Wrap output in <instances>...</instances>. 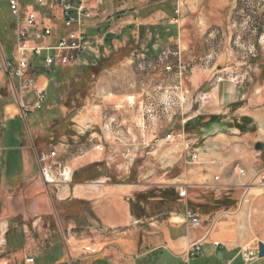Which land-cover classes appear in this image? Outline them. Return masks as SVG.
Wrapping results in <instances>:
<instances>
[{"label": "crops", "instance_id": "0c3cea01", "mask_svg": "<svg viewBox=\"0 0 264 264\" xmlns=\"http://www.w3.org/2000/svg\"><path fill=\"white\" fill-rule=\"evenodd\" d=\"M114 1H118L119 6L109 11L102 9L101 1L96 17L87 20L85 25L88 36L97 42L104 67L109 71L100 73L91 100L87 99L81 110L70 118L68 128L73 134L69 138L62 137L64 142L56 147L73 169L74 179L70 186L47 191L40 179L33 147L47 146V132L43 131L45 120L31 107L36 100L34 89L27 91L33 99L24 95L25 104L31 107L32 130L24 124L17 100L14 103L0 96V264H244L242 249L248 246L258 252V246L264 245V233L258 238L248 236L247 229L236 227L232 230L226 221L211 224L208 216L201 218L200 228L189 230L184 206H177L170 213L166 210L155 215L136 216L130 207L134 196L148 194L149 186L116 182L104 169L108 160L112 163L115 159L112 155L106 162L93 151L74 158L73 147L65 143L70 139L74 144L87 135L86 144L90 140L96 142L100 116L105 112L117 116L131 132L128 146L132 153L136 154L148 144L145 154L155 156L154 160L162 164V145L174 142V139L158 140L163 143L134 141L133 135L140 132L135 126L142 102L146 95L161 86L162 73L169 67L164 64L163 70L160 64L153 73L146 72L147 67L153 66L152 55L162 63L160 55L164 52L185 48L181 45H184L181 41L184 31L180 27L184 17L182 1ZM140 58L144 62H140ZM5 59L2 57L0 61V90L8 81ZM141 65L144 74H140ZM47 71L37 64L32 69L37 89L44 92L49 81ZM193 80L195 83L198 78L193 77ZM207 80L205 77L202 82ZM8 85L10 88L9 81ZM215 89L220 91L212 88V97ZM45 109L48 113L55 110L48 106ZM93 129L97 132H91ZM175 142L180 141L175 139ZM110 144L108 148L115 152L114 156L116 151L120 150L123 155L128 150ZM187 144H192V151L198 153L197 166L189 174L152 186L162 192L189 186L196 189V199H201L208 190L217 187L247 193L256 176L258 180L263 178V170L249 173L252 171L249 169L256 166L257 154L255 150L250 151L244 140L217 137L199 144ZM187 144H178L175 152H183ZM233 158L246 160V174L241 178L229 174ZM50 223L53 227L64 226L62 243L52 240ZM29 226L32 232L37 231L32 238L26 234ZM85 246H91L95 252L86 253ZM28 259L33 262L27 263ZM250 264H264V258H256Z\"/></svg>", "mask_w": 264, "mask_h": 264}, {"label": "rangeland", "instance_id": "374dc122", "mask_svg": "<svg viewBox=\"0 0 264 264\" xmlns=\"http://www.w3.org/2000/svg\"><path fill=\"white\" fill-rule=\"evenodd\" d=\"M101 1L103 10L109 11L119 6L118 1ZM181 1L184 13L180 24L181 30L184 31L181 40L184 45L182 43L181 45L185 48L164 52L160 55L163 59L162 63L152 55L151 64L153 66L147 67L146 72L153 73L160 64H163L164 70V64H167L169 67L162 73L163 79L160 87L170 88L181 82L189 104L170 122L166 121L157 127L148 128L143 136L140 132L138 135L132 133L134 141L149 140L152 143L155 141L163 143L158 140L174 139L172 145H162L164 162L160 164L154 160L155 156L145 154L149 146L137 150L135 154L129 151L131 147L128 144L125 146L119 144L120 149H128V152L132 154L130 159L125 157L126 151L122 153L123 155L120 150L116 151L114 156L115 152L108 148L110 143H105L104 152L95 153L102 157V162H106L111 155L115 158L112 163L108 160V166L104 169L116 182L124 185L135 184L140 187L149 186L148 194L134 196L135 199L130 207L131 212L136 216H141L142 213L143 215H155L166 210L170 213L177 206H184L186 211L198 214L201 218L207 219L206 216H208L211 224L226 221L232 230L236 227L244 228L247 229L248 236L254 235L258 238L261 233H264V175H262L263 181L255 177L257 181L253 180L247 193L233 190V188L224 190L217 187V189L208 190V193L204 194L201 199H196V189L189 186H184L186 196L180 198L178 191L183 186L176 190L167 189L162 192L151 185L160 182L168 183L182 174H189L190 170L197 166V163L195 165L189 161L192 144L187 143L199 144L208 138L219 137L244 140L250 151L255 150L254 144L256 143L264 145V0ZM12 45L10 14L6 4L0 1V61L2 57L10 58ZM89 57L87 56V62ZM140 60L144 62L143 58ZM103 61L104 59L99 56L98 67L101 74L108 69L104 67ZM86 69L87 66L63 69L62 77L52 82L48 79L44 102L41 109L36 112L40 113V117L46 122L43 131L47 132L45 139L46 147L49 149L56 148L64 142L61 141L62 137L66 138L73 134L68 128L70 118L81 110L87 99L92 98L100 73L96 75V72L90 73L87 70L84 75L83 72ZM139 71L140 74L145 73L143 65L140 66ZM193 77L198 78L195 83H192L194 82ZM205 77L209 80L202 82ZM2 88L4 89L0 90V96L5 97L7 101L14 102L16 98L9 88L8 81ZM212 88L220 90L216 92L215 89L213 97L211 96ZM27 95L26 91L25 97ZM28 97L33 99L32 96L28 95ZM47 106L55 110L48 113L46 112L48 109H45ZM210 116L218 117V123L199 128L190 134L179 130L191 119L198 118L201 119V123H207ZM29 117L28 112L23 122L27 123L28 128L32 130ZM40 123L43 122L40 121ZM91 132L97 131L93 129ZM83 137L76 140L74 144H71L73 140H65V143L73 147L74 154L77 148L86 145L89 136ZM175 139L180 142H175ZM182 142L184 145L187 144L183 152H175L179 149L178 144ZM193 147H195L194 144ZM255 153L257 163L252 169L249 167V170H252L249 173L264 171V150H255ZM230 163L228 169L231 176L241 178L240 170L246 174L244 168L246 160L233 158ZM149 172H151L150 176ZM149 194L148 198L144 197ZM77 212L73 211V213ZM61 226L60 224L52 226L51 238L53 241L62 243L65 228ZM47 227L45 229L48 230L49 227ZM26 234L32 238L37 235V231L32 232L29 226Z\"/></svg>", "mask_w": 264, "mask_h": 264}, {"label": "built area", "instance_id": "2783aa9c", "mask_svg": "<svg viewBox=\"0 0 264 264\" xmlns=\"http://www.w3.org/2000/svg\"><path fill=\"white\" fill-rule=\"evenodd\" d=\"M6 4L11 18L13 45L9 59L4 60V67L11 91L17 100L24 120L25 114L32 107L41 109L45 92L36 87L32 73L34 65L44 70L65 68L88 64L87 56L93 63L99 59L100 51L97 42L87 34L86 21L96 17L101 0H0ZM179 82L170 88L158 87L146 95L138 115L136 128L143 136L150 127L170 122L189 104L188 96ZM34 89L36 100L31 107L24 102L25 92ZM204 98V97H203ZM131 132L121 123L119 118L107 112L100 116V126L96 142L77 148L74 158L83 157L89 151L102 153L105 143H129ZM149 145L147 144L146 147ZM35 159L41 181L47 191L56 187H67L72 184L73 169L56 148L36 149ZM125 157L131 158L126 150ZM190 162L195 163L198 153L189 154ZM244 175L242 170L239 171ZM218 179L215 178V181ZM263 181V178L261 179ZM180 198L186 196V188H179ZM187 229H198L202 226L198 214L185 212ZM217 246V244H215ZM86 253H94L91 246L83 247ZM191 253V252H190ZM257 251L244 247L241 257L244 264H250L257 258ZM32 263V259L26 260ZM3 264H8L4 262Z\"/></svg>", "mask_w": 264, "mask_h": 264}, {"label": "trees", "instance_id": "16d2710c", "mask_svg": "<svg viewBox=\"0 0 264 264\" xmlns=\"http://www.w3.org/2000/svg\"><path fill=\"white\" fill-rule=\"evenodd\" d=\"M98 66H99L98 59L95 60V63H93L92 57H89L87 69H86L85 72H83V74L85 75L87 70H89L90 73L96 72L95 74L98 75L100 73L99 72L100 70H99ZM72 68L73 67H65V68H54V67H52V68H50L47 71L48 72L47 73V77L50 80V82H52L53 80L55 81V79H59L60 77H62V70L63 69L68 70V69H72ZM217 119H218V117H216V116H210L208 121H207V123H201V119H198V118L197 119H191V120L187 121L185 123V125L183 127H181L179 130H181L183 133L185 132L187 134H190V133H192V131H194V130L197 131L199 128H204V127H207L210 124L218 123ZM160 194H165V193H160ZM149 196H150V194L147 195V196H144V197L148 198ZM162 199L163 198H161V200Z\"/></svg>", "mask_w": 264, "mask_h": 264}, {"label": "water", "instance_id": "95a60500", "mask_svg": "<svg viewBox=\"0 0 264 264\" xmlns=\"http://www.w3.org/2000/svg\"><path fill=\"white\" fill-rule=\"evenodd\" d=\"M254 149L256 151H262V150H264V145H262L261 143H256L254 145ZM257 258L258 259H263L264 258V245H262V244L258 246Z\"/></svg>", "mask_w": 264, "mask_h": 264}, {"label": "bare ground", "instance_id": "6f19581e", "mask_svg": "<svg viewBox=\"0 0 264 264\" xmlns=\"http://www.w3.org/2000/svg\"><path fill=\"white\" fill-rule=\"evenodd\" d=\"M73 177H74V175H73ZM72 183H73V179H72Z\"/></svg>", "mask_w": 264, "mask_h": 264}]
</instances>
